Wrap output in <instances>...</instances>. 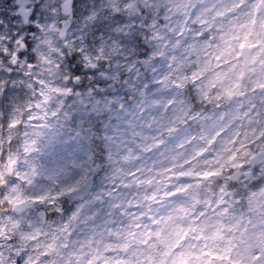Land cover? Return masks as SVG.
<instances>
[{
  "label": "clouds",
  "instance_id": "9594fccd",
  "mask_svg": "<svg viewBox=\"0 0 264 264\" xmlns=\"http://www.w3.org/2000/svg\"><path fill=\"white\" fill-rule=\"evenodd\" d=\"M0 264H264V0H0Z\"/></svg>",
  "mask_w": 264,
  "mask_h": 264
}]
</instances>
